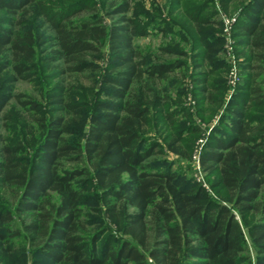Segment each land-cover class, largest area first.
Returning <instances> with one entry per match:
<instances>
[{
    "label": "trees",
    "instance_id": "1",
    "mask_svg": "<svg viewBox=\"0 0 264 264\" xmlns=\"http://www.w3.org/2000/svg\"><path fill=\"white\" fill-rule=\"evenodd\" d=\"M185 1L144 52L151 23L130 0H0V264H252L250 247L264 264V116L243 110L264 106V0H219L246 73L200 156L222 200L160 156L190 160L203 133L181 86L218 108L229 87L223 35L203 28L221 31L215 0ZM179 8L193 31L173 43ZM182 43L203 48L193 77L169 57Z\"/></svg>",
    "mask_w": 264,
    "mask_h": 264
},
{
    "label": "rangeland",
    "instance_id": "2",
    "mask_svg": "<svg viewBox=\"0 0 264 264\" xmlns=\"http://www.w3.org/2000/svg\"><path fill=\"white\" fill-rule=\"evenodd\" d=\"M117 2H121L123 0H116ZM132 1L133 6L135 5L136 12H141L140 15L143 18V22H149L150 24V33L148 36L146 37H142L140 39L137 40V43L140 44V46L142 47V49L144 50V52H149V50L156 51L157 48L162 45L164 43V40H167L166 37L162 34H155L154 30L155 28L153 27L155 24L161 23V17L162 16H169L168 15V10L171 9L172 7H175L177 4H180L178 2V0H130ZM206 0H190V1H185L182 2V5L184 3H202ZM109 3V1H108ZM215 6L217 9H219L220 14L217 16V18H220L221 20V31L217 30V26L214 25H205L203 28L207 29V30H211L212 32H221V34L223 35L224 38V50L223 53H221L220 55L223 58H226V60L228 61V68L226 71V76L228 81L230 80V72H231V68L235 67L237 68V74H238V81L236 83L235 86H232L231 84H229L227 93H226V99L224 101V104L221 107H217L216 105H201V106H206V109H204V115L203 117L201 116V114H198V109H199V103L197 102V97L194 98L190 87L192 86V81L191 78L188 80V82L186 83V85L181 86L182 88L185 87L184 90H186V87L189 85V90L188 92H190V96L189 94H187V96L184 97V101L186 106H189L190 109H192L191 111H193L194 114V122L195 124H197L198 126H201V128L203 129V133L202 136L198 139L195 150L193 152V156L191 157L190 160H186V159H182L177 157L176 155L165 151L161 156V158H165L168 161H171L174 163L175 168L179 169L180 167H183L184 170L186 171L187 177L191 178L193 181L199 182L202 185L206 186V188L208 189V191L210 192V194L217 200H222L223 199V191L222 189H216V188H211V184L212 182H214L215 180H217V177L214 176L211 179L207 178V173L203 171V169L200 166V156H201V152L204 149L205 143L206 141L209 139V134L212 132L213 128L219 124V122L221 121L222 116L227 112L232 110V106L229 104L230 100L232 99V97L234 96V94L237 91V86L239 84V82H241L243 80V76L246 74L245 71L243 70V60H244V56L238 55V51L242 50L243 48H245L244 44H241V40L239 37H236L235 35V31H234V27L231 26L229 27L228 30H226V23L224 24V20H223V10L221 8V4L219 2V0H215ZM99 7L101 8V6L99 5ZM106 8L102 9L105 10ZM162 13V15H156L158 14V12ZM183 12V10L181 8H179L177 10L176 13H174L173 15H171L169 18L171 20H175L177 21L176 23V28L175 31L176 33L171 34L169 36V40H172L174 37H176V39L174 38L172 40L173 43H176V41H178L179 43H181V38L179 36V34L181 32H185V31H193L192 30V25L189 24L188 26H184V24L180 21V19L178 18V15ZM238 14V12L233 13L231 16H228L230 19H233L236 15ZM103 18L105 19V21L111 22L114 18H117L118 15L114 16L112 19L111 17L105 15L102 12ZM156 16V17H154ZM183 26V29L179 28L180 26ZM194 35L191 34V36ZM195 36V35H194ZM211 38V37H210ZM168 41V40H167ZM170 42V41H169ZM243 43V42H242ZM182 48H184L188 54H190L189 56L186 57H176L177 55H169L170 58H181V59H185L187 62H190V64H192L191 70H192V77L198 73L201 72L203 69L201 67H198L199 65H196V61L195 59V54L200 53L203 48H199V49H194L193 46L191 45H185L182 43ZM158 52V51H157ZM219 55V56H220ZM200 58H197V60ZM189 67V68H190ZM225 71V70H224ZM50 74H54V73H50ZM58 80L53 81L54 83L57 82ZM194 86V84H193ZM192 86V87H193ZM16 88L18 91H22V92H27L31 95L37 96L38 93V89L39 86L37 85L36 82H29V81H18L16 83ZM179 89V88H178ZM176 92H178L177 90L174 91V94L176 96ZM250 104L252 105V108L247 109L246 107H243V110L246 111L247 114H249L250 116H257V115H262L264 116V106H257L255 105V101H251ZM255 105V106H254ZM200 106V107H201ZM227 108V109H226ZM225 109V110H224ZM201 139H204L203 143L200 141ZM198 158H197V156ZM186 167V168H185ZM191 167V169L189 168ZM1 188V187H0ZM1 191V190H0ZM1 201L4 203H9L10 205L14 206L13 201H14V197L11 195V193L6 189V190H2V194H1ZM12 203V204H11ZM88 207V206H87ZM86 207V208H87ZM92 215H95L94 213H91ZM98 227H100L101 225H97ZM16 243H18V239H14ZM13 241V240H10ZM4 245V243H3ZM5 246V245H4ZM250 250L252 252V256H253V262L252 264L256 263L255 260V253L253 252V248L250 247ZM40 256V255H39ZM28 257V261L26 264H33V260H34V252H30L27 255ZM40 258H43V260H45V263L42 264H51L48 262L47 257L44 256H40Z\"/></svg>",
    "mask_w": 264,
    "mask_h": 264
},
{
    "label": "built area",
    "instance_id": "3",
    "mask_svg": "<svg viewBox=\"0 0 264 264\" xmlns=\"http://www.w3.org/2000/svg\"><path fill=\"white\" fill-rule=\"evenodd\" d=\"M236 19H237L236 17H234L233 19H230L228 16L223 15L224 24L225 23L227 24L226 27H225L226 30H228L229 27H231L233 25V23L236 21ZM230 75L231 76H230V80H229L230 83L229 84H231L232 86H235L236 83H237V81H238V74H237V68H236V66L233 67V68H231ZM200 141L203 143L204 139H201ZM198 156H197V158H198Z\"/></svg>",
    "mask_w": 264,
    "mask_h": 264
}]
</instances>
